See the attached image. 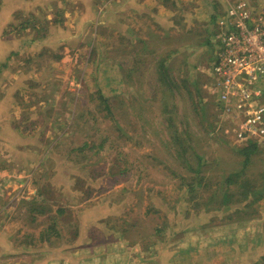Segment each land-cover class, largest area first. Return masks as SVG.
Here are the masks:
<instances>
[{
    "label": "rangeland",
    "instance_id": "1",
    "mask_svg": "<svg viewBox=\"0 0 264 264\" xmlns=\"http://www.w3.org/2000/svg\"><path fill=\"white\" fill-rule=\"evenodd\" d=\"M230 1L0 0V264H264V145L204 87Z\"/></svg>",
    "mask_w": 264,
    "mask_h": 264
},
{
    "label": "built area",
    "instance_id": "2",
    "mask_svg": "<svg viewBox=\"0 0 264 264\" xmlns=\"http://www.w3.org/2000/svg\"><path fill=\"white\" fill-rule=\"evenodd\" d=\"M222 20L204 87L234 125L238 142L264 145V15L236 0L228 2Z\"/></svg>",
    "mask_w": 264,
    "mask_h": 264
},
{
    "label": "trees",
    "instance_id": "3",
    "mask_svg": "<svg viewBox=\"0 0 264 264\" xmlns=\"http://www.w3.org/2000/svg\"><path fill=\"white\" fill-rule=\"evenodd\" d=\"M226 13H227V10H226V12L223 15L225 16ZM16 54L17 53H14V52L11 53V55H16ZM11 55L10 56H6V60H9V58H11ZM211 60H213V57H212ZM5 64H4V66H5ZM161 68H164V65H161ZM158 72L160 74L161 73H164V75H166L165 74V71H159V69H158ZM258 145L259 144L258 143H255V142L254 143L253 142H248V143H246L244 145H241L242 147H237L239 153L244 158V162H243V165L244 166L247 165V163L249 162V159L251 158V156H253V154L255 152H258L259 151V146ZM197 158H198L197 159L198 160V163H196V167H194L195 172H197V168L199 170V168H201L202 166L205 165V161L202 158H200V157H197ZM239 177H240L239 174H231V175H229L226 178V181L229 184H234V183L237 182V179ZM197 178H198V176L196 175L195 180ZM239 184H240V186H243L245 188L242 191V193H241L242 194V197L239 199L240 201L238 202V204H241L240 206L246 207V206H249L252 202L259 201L261 199V191H258V190L253 189V186H251L250 183H248L247 181H242ZM195 185H196V183H195ZM191 186H194V185H191ZM192 188L193 187H190L189 189H192ZM250 189H251V191H250ZM23 203H24V206L26 207V212L27 213H32V215H33V217H32L33 222L36 221L37 219L38 220L41 219L40 217L44 216L45 212L42 209V207L40 206V204H37V203H34V202H23ZM56 211H60V213L64 212L61 209H57ZM54 227H55V224H53V226L50 227L49 230L50 229H53ZM19 253L22 254V251H20Z\"/></svg>",
    "mask_w": 264,
    "mask_h": 264
},
{
    "label": "crops",
    "instance_id": "4",
    "mask_svg": "<svg viewBox=\"0 0 264 264\" xmlns=\"http://www.w3.org/2000/svg\"><path fill=\"white\" fill-rule=\"evenodd\" d=\"M135 1V0H134ZM162 1V0H161ZM167 1V0H166ZM144 8L145 7H141V6H139L138 7V9H136L137 11L136 12H138V13H136V14H140V15H142L144 12H145V10H144ZM30 43V42H29ZM6 54V53H5ZM5 56V55H4ZM5 59H6V57H5ZM9 62V60H5V62L4 63H2V66H0V68L1 67H6L7 66V63ZM6 63V64H5ZM4 64H5V66H4ZM9 122H11L10 120L9 121H7V124L9 123ZM4 221H3V223L5 222V220H9L8 219V216H6V215H4ZM1 226V225H0Z\"/></svg>",
    "mask_w": 264,
    "mask_h": 264
}]
</instances>
